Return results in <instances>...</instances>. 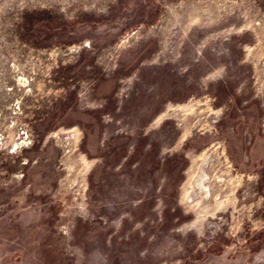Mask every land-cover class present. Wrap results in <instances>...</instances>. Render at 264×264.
Returning a JSON list of instances; mask_svg holds the SVG:
<instances>
[{"label": "rangeland", "instance_id": "1", "mask_svg": "<svg viewBox=\"0 0 264 264\" xmlns=\"http://www.w3.org/2000/svg\"><path fill=\"white\" fill-rule=\"evenodd\" d=\"M0 264H264V0H0Z\"/></svg>", "mask_w": 264, "mask_h": 264}]
</instances>
